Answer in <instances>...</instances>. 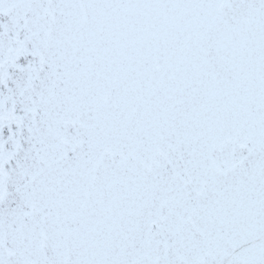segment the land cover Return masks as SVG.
Returning <instances> with one entry per match:
<instances>
[{
  "label": "snow or ice",
  "instance_id": "snow-or-ice-1",
  "mask_svg": "<svg viewBox=\"0 0 264 264\" xmlns=\"http://www.w3.org/2000/svg\"><path fill=\"white\" fill-rule=\"evenodd\" d=\"M0 264H264V0H0Z\"/></svg>",
  "mask_w": 264,
  "mask_h": 264
}]
</instances>
